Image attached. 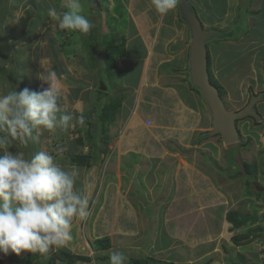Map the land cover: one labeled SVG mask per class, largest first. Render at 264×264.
<instances>
[{
    "label": "crops",
    "instance_id": "obj_1",
    "mask_svg": "<svg viewBox=\"0 0 264 264\" xmlns=\"http://www.w3.org/2000/svg\"><path fill=\"white\" fill-rule=\"evenodd\" d=\"M23 1L9 0L5 3L0 0V33H11L14 36V48L5 51V54L0 51V93L29 88L26 85L29 84L27 78L19 71L23 72L21 66L24 64V52L26 56L24 47L31 43L40 17L36 14L22 24L20 19L25 13L20 15L18 8L23 6ZM30 1L28 9L32 7L37 13L38 0ZM188 1L199 18L204 13V18L208 19V10L223 9L216 8L213 0ZM223 1L226 9L239 3L237 0ZM120 3L127 10V24L123 31L126 44L116 66L121 73L122 86L132 87L134 94L122 101L115 122L103 124L102 119L99 121L97 129L99 125L102 126L99 129L103 135L101 139L99 132H94V140L87 142L86 139L85 144L90 145L82 153L93 151L90 165L73 163L72 158L60 161V155L51 152L62 167L77 166L80 169L81 176L76 187L87 184L91 194L90 214L83 221L73 222V240L66 247L53 248L46 254L22 251L16 255L9 252L0 255V264H16L17 258H21L17 264H109L108 253L112 250L122 251L127 256L125 264H141L139 260L145 261L142 264H211L214 252L218 250V244H212L222 238L229 245L235 243L233 234L229 232L234 225L226 217L228 202L223 187L204 167L183 156L175 148L179 144L190 145L195 131H206L209 134L213 128L208 105L194 92L192 85L191 89L188 82L180 78L183 76L179 74L180 68L182 70L187 63L189 66L190 50V44H184L182 40L187 34L191 37V33L179 4L163 16L156 12L150 0H100L95 7L105 20L119 15L115 8ZM108 5L110 10L103 13ZM49 30L57 35L58 29L53 32L52 28ZM23 34H27V37L21 38ZM57 49L61 50V47L58 45ZM13 62L18 71V75L14 74L16 79L8 73ZM80 65L82 69L78 67L77 73L85 75L88 72L87 64L82 60ZM210 67L213 69L212 63ZM64 78L58 81L61 88L58 101L62 99L66 105L63 110L72 114L70 122L78 121L91 107H96L94 113L102 110L105 99L102 90L97 91L99 85L95 80L92 84L94 86L84 89L66 83ZM83 80L91 81L88 78ZM87 120L84 118V121ZM74 127L73 131H76L78 127ZM77 131L86 133L84 128ZM44 146L43 150L46 149ZM17 147L26 155L39 151V144L36 148V143L27 148L22 145ZM11 150L16 151L15 148ZM167 162H174L176 170L173 172L170 193L160 199L161 194H156L153 187L161 180L163 171L171 168ZM103 170L107 173L105 176H110L101 177L100 172ZM138 182L142 186L146 185L144 188L151 196V201L158 197L155 217L153 208L147 206L146 199L139 193ZM133 191H136L135 195ZM148 226L154 228L155 233L146 234ZM104 237L110 238V246L103 247L97 242ZM262 249L259 251L264 252ZM168 251L171 252L166 256ZM69 255L89 259L69 261ZM259 262H264L263 258H259Z\"/></svg>",
    "mask_w": 264,
    "mask_h": 264
},
{
    "label": "rangeland",
    "instance_id": "obj_2",
    "mask_svg": "<svg viewBox=\"0 0 264 264\" xmlns=\"http://www.w3.org/2000/svg\"><path fill=\"white\" fill-rule=\"evenodd\" d=\"M99 1L80 0L82 4L81 14L85 15L94 25L87 34L79 31L60 30L57 27L58 21L48 16L50 7H55L58 13L67 11L68 9L63 7L64 1L61 0L60 3L59 0H38L39 6L37 8L39 11L37 13L33 11L32 7L28 9L31 6L30 0L23 1V6L18 8L20 15L23 16L25 13L20 19L22 24L30 21V18H34L36 14L40 17L38 19L39 26L31 43L23 42V44H27L26 48L24 47L26 56L23 49L24 58L22 60L24 64L21 66L23 72H19L27 78L29 84H24L28 85L29 89L42 90L49 87L47 83L38 78V74L46 76L50 70H54L56 73L59 72L58 81L65 77L66 83H72L74 86L84 87V89L94 84V80L98 83L103 79L108 84V88L102 90L103 96L119 93L124 95L125 99L134 94L132 87L124 88L122 86L121 73L116 66L124 52L116 53L115 47L121 43V36L125 35L123 31L127 24L126 7L120 3L115 8L119 15L103 20V15L100 16L95 7ZM237 1L238 4L234 3L226 9L223 0H213L212 3L216 8L223 9H213L210 12L208 10V19L204 18L206 16L204 13L200 16L202 23H205L203 24L205 30L216 31V36L207 42L208 54L213 66V69L209 67L210 76L213 82L216 81L220 85L222 84L224 89L226 88L227 94H223V98L227 107L233 110L242 108L253 96L264 92V0ZM27 5L29 6L27 7ZM107 7L102 11L103 13L110 10L109 5ZM51 28L53 29L52 32L58 29L57 35L50 32L49 29ZM218 32L224 34L218 35ZM12 34L15 35L16 33ZM26 35L23 34L20 37H27ZM0 37L4 39L0 38V51L3 54L5 51H11L14 48L12 42L14 36L11 33H0ZM10 38L11 42L9 43ZM190 39L191 37L187 34L182 42L190 44ZM58 45L61 50L57 49ZM57 55L60 56L57 57ZM82 60L87 64L88 72L80 76V73H77V68H81L80 62ZM111 66H113L112 69ZM189 67L190 62L189 66L187 63L182 70L180 68L179 74L183 75L180 78L187 81L189 88L192 89ZM15 68L14 62L8 68V73L12 74L13 78L14 74L18 75ZM77 77L82 79L79 80ZM83 78L91 79V81L83 80ZM100 88L102 89V86L99 84ZM194 92L201 96L199 91L194 90ZM63 103L62 99L58 101L62 112H65L63 109L66 108V105ZM88 106L90 107V105ZM254 109L258 112L259 123L256 122V118L251 116L240 120L241 138L234 143L225 142L219 134L210 135L206 134V131H195L190 145L183 146L177 143L179 145L175 147L180 154L192 159L204 167L208 174L215 177L216 182L223 187L225 192V199L228 202L227 212L238 210L248 217L245 224L240 227H231L229 230L230 235L233 234L232 236H241V233L247 234L241 236L238 245L233 242L229 245L230 243L227 244V241L222 240L223 238L212 244L216 246L218 244V250L214 252L212 257L215 263L212 262L211 264H264V262H259V258L264 260V252L259 251L262 248L264 250V93ZM94 110L96 107L94 109L91 107V110L85 111L86 115L81 116L74 123L70 122L71 126L67 129L57 127L53 131L38 130L37 133H34L39 135L36 148L39 144V150H43L42 145L44 144L46 148L44 151L50 154L54 152L56 156L59 154L60 161L69 160L79 154L80 151L83 152V149L86 146L89 147L90 144H85L83 139L80 143V137L99 132L101 139L102 133L99 129L102 126L99 125L97 129V124L101 119L99 113H94ZM84 118L88 119L87 122L84 121ZM103 124H106L105 120ZM74 126L78 127L75 129L76 131H73ZM79 128H84L86 133L77 131ZM202 133L206 135L202 136ZM87 142H89L88 135ZM63 155L64 157L61 158ZM167 163L168 167L171 166V168L166 172L163 171L161 180L153 187L156 194H161V196L159 195L160 199L167 197L170 193L174 179L173 172L176 170L174 162ZM245 163L248 166H244ZM248 171L251 173L249 174ZM100 174L101 177H104L107 173L103 170ZM138 184H140L138 190L142 195L141 197L146 199L148 207L153 208L152 213L155 217L158 197L151 201V196L144 188L146 185L142 186L140 182ZM135 193L136 191H133V195ZM145 233L153 234L155 230L148 226ZM170 252H166L165 255H169ZM0 255L3 256V253ZM19 260L21 258H17L15 263L17 264Z\"/></svg>",
    "mask_w": 264,
    "mask_h": 264
},
{
    "label": "clouds",
    "instance_id": "obj_3",
    "mask_svg": "<svg viewBox=\"0 0 264 264\" xmlns=\"http://www.w3.org/2000/svg\"><path fill=\"white\" fill-rule=\"evenodd\" d=\"M150 2L163 16L175 9L179 0ZM63 7L68 10L58 13L55 7L48 9L60 30L90 32L94 25L81 14L80 0H64ZM38 78L49 87L0 93V253L4 255H20L22 251L46 254L53 248L66 247L73 240V222L83 221L90 214L87 184L76 187L81 176L77 166L65 168L47 151L26 155L17 147L27 148L38 142L39 135L34 133L40 129L53 131L71 126L72 114L62 112L58 105L61 88L57 73L50 70L46 76L38 74ZM108 257L109 264H125L127 260L122 251L116 250L110 251Z\"/></svg>",
    "mask_w": 264,
    "mask_h": 264
},
{
    "label": "water",
    "instance_id": "obj_4",
    "mask_svg": "<svg viewBox=\"0 0 264 264\" xmlns=\"http://www.w3.org/2000/svg\"><path fill=\"white\" fill-rule=\"evenodd\" d=\"M178 4L182 17L187 22L191 33L189 50L190 80L192 85L201 92L212 114L213 128L209 131V134H221L225 142H235L240 136L237 121L248 116L258 118L259 115L254 109V105L262 96L261 94L253 96L248 104L238 110L228 109L218 87L211 82L209 72L207 42L216 36V31L205 30L201 19L193 11L188 0H180ZM96 5H98V2Z\"/></svg>",
    "mask_w": 264,
    "mask_h": 264
},
{
    "label": "trees",
    "instance_id": "obj_5",
    "mask_svg": "<svg viewBox=\"0 0 264 264\" xmlns=\"http://www.w3.org/2000/svg\"><path fill=\"white\" fill-rule=\"evenodd\" d=\"M4 2L7 3L8 1L4 0ZM219 33H222V32H218V35H219ZM120 39H121V43H119L115 47L116 48L115 49L116 53H121L125 49L126 36L123 34ZM210 63H211V60H210V57H209V67H210ZM112 67L113 66H111V69H112ZM14 79H16V77ZM211 81H212V78H211ZM212 83L215 84L219 88L220 94H221V96H223V94H225V92H226V90L223 88V85L222 84L220 85L216 81L215 82L212 81ZM99 84L102 87H104L105 90L108 88V84H106L103 79L100 80V82H98V85ZM113 84H115V83H113ZM105 87H107V88H105ZM104 89L100 88L97 91L101 92V90H104ZM193 89L199 91L195 87H193ZM101 93H103V91ZM103 97H104L105 101L102 104V110L101 111L97 110L96 113H99L100 119H102L103 121L105 120L106 122H110V121L113 122L115 120V117L118 116V114L120 112L121 104H122V101L124 100V95L119 94V93L118 94H111V95L110 94H106V96H103ZM256 122L259 123L258 120H256ZM87 135H88V140H90V141L94 140V135H95L94 132L91 133V134L89 133ZM87 135H85L83 137H80V140H79L80 143H82V139L86 142ZM92 159H93V151L88 153V154H84V153L81 152V153L77 154L76 156H74L72 158V161H74L76 163H83L85 165H90ZM244 166H248V164L245 163ZM250 173H251V171L249 172V174ZM226 217H227V220L234 225V227H240L241 225L245 224L247 219H248V217H246L244 213L238 212V210H230V211H228ZM243 235H247V234L246 233L245 234L241 233V236H243ZM241 236L235 235V236L232 237V239H233V241L236 244H239L240 241H241ZM97 242L101 243V245L103 247H108L111 244L109 237L101 238V239L97 240ZM73 259H86V260H88L89 258L85 257V256L69 255L68 260L70 261V260H73ZM139 261L141 262V264L145 263V261H141V260H139Z\"/></svg>",
    "mask_w": 264,
    "mask_h": 264
}]
</instances>
